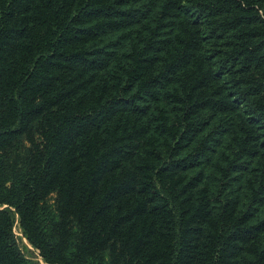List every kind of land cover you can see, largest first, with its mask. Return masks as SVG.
Returning <instances> with one entry per match:
<instances>
[{
	"label": "trees",
	"instance_id": "16d2710c",
	"mask_svg": "<svg viewBox=\"0 0 264 264\" xmlns=\"http://www.w3.org/2000/svg\"><path fill=\"white\" fill-rule=\"evenodd\" d=\"M264 264V0H0V264Z\"/></svg>",
	"mask_w": 264,
	"mask_h": 264
},
{
	"label": "rangeland",
	"instance_id": "374dc122",
	"mask_svg": "<svg viewBox=\"0 0 264 264\" xmlns=\"http://www.w3.org/2000/svg\"><path fill=\"white\" fill-rule=\"evenodd\" d=\"M13 232L16 238L17 245L25 258L32 264H44L39 258L37 251H35L23 237L17 222L14 225Z\"/></svg>",
	"mask_w": 264,
	"mask_h": 264
}]
</instances>
